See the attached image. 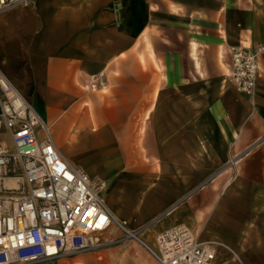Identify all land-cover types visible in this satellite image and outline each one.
<instances>
[{
  "label": "crops",
  "instance_id": "0c3cea01",
  "mask_svg": "<svg viewBox=\"0 0 264 264\" xmlns=\"http://www.w3.org/2000/svg\"><path fill=\"white\" fill-rule=\"evenodd\" d=\"M237 46H264V0H30L0 14L1 69L66 158L106 183L118 221L151 246L185 225L217 264H264V54L250 96L230 78ZM143 252L132 240L41 264H154Z\"/></svg>",
  "mask_w": 264,
  "mask_h": 264
},
{
  "label": "built area",
  "instance_id": "2783aa9c",
  "mask_svg": "<svg viewBox=\"0 0 264 264\" xmlns=\"http://www.w3.org/2000/svg\"><path fill=\"white\" fill-rule=\"evenodd\" d=\"M29 1L0 0V13ZM262 54L264 46L231 49L230 78L240 92L255 95ZM104 82L103 73L92 76L90 87ZM106 187L63 155L50 127L0 68V264H41L132 240L154 264H217L216 245L201 243L185 225L157 235L154 246L146 243L141 231L114 217L102 196ZM113 229L122 236L106 241Z\"/></svg>",
  "mask_w": 264,
  "mask_h": 264
},
{
  "label": "rangeland",
  "instance_id": "374dc122",
  "mask_svg": "<svg viewBox=\"0 0 264 264\" xmlns=\"http://www.w3.org/2000/svg\"><path fill=\"white\" fill-rule=\"evenodd\" d=\"M1 14V13H0ZM4 137V140L5 141H8L9 142V140H8V137L7 136H3ZM104 249V248H103ZM96 252V251H95ZM94 253V252H93ZM143 254H144V257H147V256H149L148 255V253H146V252H143ZM91 264H100V263H98V262H96V261H92L91 262ZM126 264H136L134 261H129L128 263H126Z\"/></svg>",
  "mask_w": 264,
  "mask_h": 264
},
{
  "label": "bare ground",
  "instance_id": "6f19581e",
  "mask_svg": "<svg viewBox=\"0 0 264 264\" xmlns=\"http://www.w3.org/2000/svg\"><path fill=\"white\" fill-rule=\"evenodd\" d=\"M1 68V67H0ZM3 71V70H2ZM95 90H97V89H95ZM61 151V150H60ZM62 152V151H61ZM63 153V152H62ZM64 155V154H63ZM65 156V155H64ZM66 157V156H65ZM154 245V244H153ZM97 260V259H96ZM103 262V261H102Z\"/></svg>",
  "mask_w": 264,
  "mask_h": 264
}]
</instances>
